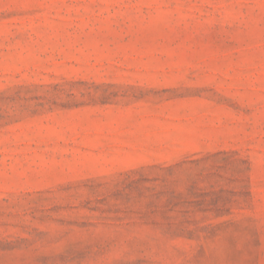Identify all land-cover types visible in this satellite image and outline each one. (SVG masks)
I'll list each match as a JSON object with an SVG mask.
<instances>
[{
	"label": "rangeland",
	"instance_id": "374dc122",
	"mask_svg": "<svg viewBox=\"0 0 264 264\" xmlns=\"http://www.w3.org/2000/svg\"><path fill=\"white\" fill-rule=\"evenodd\" d=\"M0 264H264V0H0Z\"/></svg>",
	"mask_w": 264,
	"mask_h": 264
}]
</instances>
